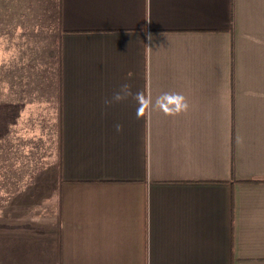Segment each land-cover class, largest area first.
I'll use <instances>...</instances> for the list:
<instances>
[{"label":"crops","instance_id":"1","mask_svg":"<svg viewBox=\"0 0 264 264\" xmlns=\"http://www.w3.org/2000/svg\"><path fill=\"white\" fill-rule=\"evenodd\" d=\"M14 10L0 37L19 49L5 64L28 65V96L2 89L0 165L23 151L27 106L40 142L0 180V264H264V0ZM125 83L152 100L139 119L131 97L104 105ZM165 93L187 110L165 114Z\"/></svg>","mask_w":264,"mask_h":264},{"label":"rangeland","instance_id":"2","mask_svg":"<svg viewBox=\"0 0 264 264\" xmlns=\"http://www.w3.org/2000/svg\"><path fill=\"white\" fill-rule=\"evenodd\" d=\"M19 36L20 35L18 34V36H16V37H19ZM18 50H19L18 47H16V40L13 39L11 41L9 39L7 40V38H5V40H4L3 37H0V87L2 89H4L7 86V85H4V83H3L4 79L1 78V76H3V74H4L3 70H5V68L7 66H8V68H11L10 65L5 64V63L7 61H10L11 59H17V58L20 59V56L18 54ZM1 92H2V90H1ZM50 108H51V106H50ZM52 115H53V112L50 114V117H51V118H49L50 124L53 123L52 122V119H53ZM49 122H48V128L45 129V133L51 134L52 126L49 125ZM13 129H14L15 133H13L12 135L15 139H17V142L20 143V145H22L23 151L16 154L15 149H13L12 150V157L10 159H8L7 161L5 160L6 162L1 161L2 164L0 165V180L3 179L2 174H4L6 170H8L9 166L12 167V169H19L18 171L22 172V170H23V172H25V169H28V161L26 160L25 157L28 156V153L31 151L32 146L37 147V145H39V142H40L39 139H36V138L34 139L33 137H31V135L40 134V130L39 129L32 130V129L28 128V106L26 107L24 112L21 113L20 120L18 121V126L17 127L14 126ZM29 138H33V140L30 139L31 143H29V145H28V141H30ZM46 146H47V143H46ZM47 148L48 147H46V149ZM38 150L40 151V147ZM0 156H1L0 158L2 160L3 159L2 157L4 155L1 154ZM11 163H13V166H11ZM25 165H26V167H25ZM23 167H24V169H23ZM27 177L28 176L23 174L22 183H21L22 186H24V184L28 183ZM5 195L0 193V197H2V199L5 198ZM1 201H0V207L4 205Z\"/></svg>","mask_w":264,"mask_h":264},{"label":"clouds","instance_id":"3","mask_svg":"<svg viewBox=\"0 0 264 264\" xmlns=\"http://www.w3.org/2000/svg\"><path fill=\"white\" fill-rule=\"evenodd\" d=\"M151 36H149V39ZM129 97L134 99L138 105L136 110L137 118L139 119L145 113V110H148L152 107V100L150 97H146L143 92L133 93L131 86L127 83L121 85L120 89L113 93L111 98H105L104 105L110 107L113 104L121 103L127 100ZM156 107L162 110L165 114H179L183 111H186L188 104L184 96L180 94L165 93L163 96L157 98ZM114 129L117 133L123 131V125L116 123Z\"/></svg>","mask_w":264,"mask_h":264},{"label":"trees","instance_id":"4","mask_svg":"<svg viewBox=\"0 0 264 264\" xmlns=\"http://www.w3.org/2000/svg\"><path fill=\"white\" fill-rule=\"evenodd\" d=\"M8 7H11L13 9L15 8V10L13 11L14 16L17 14V11L18 12L21 11V16H19V18L24 19L25 18L24 13H26V10L28 8V0H0V25H2L3 21H5V20H3L4 15H5L4 10L7 11ZM0 29H1V27H0ZM60 60H61V57H60ZM12 67H13V69H10L7 66L5 68V70H3L4 74H3V76H1V78L4 79L3 83H4V85H8V84L9 85L12 84V86L14 85L15 86L14 88L18 89L20 97L25 98L28 96V92L25 89L27 84H28V80H26V78H24L25 76H22L21 74L28 72L26 69L28 67V65H25V63H22L20 65V63L15 62V64H13ZM10 73H12L13 78H14L13 80L11 79L12 81H10L9 79L3 78V77H7ZM16 74H18V75H16ZM1 90H2V88L0 87V98L2 95ZM0 102H1V100H0ZM8 103L9 102H7L6 100L5 101L3 100V102L0 103L1 107H2V109L0 108V137L2 136V132H3L2 127H3V125L6 124L5 122L7 120V118L5 116H8L9 114H11L9 112V108L6 107V105ZM1 208L2 207H0V209ZM15 211L16 210L14 209V212ZM1 216H0V224H2L1 222L3 221ZM5 231H7V229Z\"/></svg>","mask_w":264,"mask_h":264}]
</instances>
